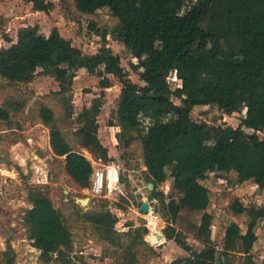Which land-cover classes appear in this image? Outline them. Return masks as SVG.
<instances>
[{
    "label": "trees",
    "instance_id": "trees-1",
    "mask_svg": "<svg viewBox=\"0 0 264 264\" xmlns=\"http://www.w3.org/2000/svg\"><path fill=\"white\" fill-rule=\"evenodd\" d=\"M36 10L48 11L53 2L27 0ZM76 9L93 14L107 7L118 18L114 37L131 53L143 84L134 82L121 64L120 56L104 45L93 55L84 54L57 27L48 35L38 25L20 27L17 41L0 48V75L10 81L29 82L39 68L59 81L57 94L71 91L80 68L101 77L109 85L107 74L122 84L117 117L123 131L139 130L143 143L144 164L152 198L162 201L167 225L165 237L173 240L188 255L170 264H264L252 253L263 225L264 205L247 206L236 197L230 209L247 213V229L231 221L225 228L223 249L208 240L212 237L213 215L210 206V175L236 184L251 180L264 188V0H74ZM103 38L106 30L91 24ZM172 74L181 80L173 88ZM217 106L222 112L243 113L237 127L197 120L198 106ZM97 105L80 114L77 130L83 147L107 157L108 150L98 137ZM43 122L50 127V145L58 156H65V170L82 187L93 185L94 166L82 152L74 150L56 123L54 111L41 107ZM10 113L0 107V122ZM150 125L143 132V119ZM243 127L253 132L245 133ZM171 178L178 198L165 200L159 185ZM31 206L25 214L29 238L40 257L50 261L73 244L72 233L51 198L38 189L30 191ZM202 211L197 237L206 240L194 249L185 233L176 226L180 211ZM83 216L112 240L116 234V216L110 210L88 211ZM145 231H147L145 229ZM133 240L125 248L124 264L138 262Z\"/></svg>",
    "mask_w": 264,
    "mask_h": 264
},
{
    "label": "rangeland",
    "instance_id": "rangeland-1",
    "mask_svg": "<svg viewBox=\"0 0 264 264\" xmlns=\"http://www.w3.org/2000/svg\"><path fill=\"white\" fill-rule=\"evenodd\" d=\"M52 1L53 8L46 11L36 10L27 0H0V48L9 46L17 39L20 27L38 25L40 31L48 35L57 27L62 35L70 38L73 44L81 48L84 54L98 53L106 45L121 58V64L128 77L143 84L131 63L135 62L123 42L113 33L119 23L110 9H99L93 14H86L76 9L74 0ZM106 30V37L100 36L92 27ZM109 85L100 84L101 77L80 68L73 79L72 88L66 94H57L59 81L52 74L39 68L33 80L29 82L10 81L0 75V107L9 111L10 117L0 122V264H124L125 248L133 240L137 245L134 250L136 264H170L175 258L188 255V252L173 240L165 239L164 228L167 225L163 218L162 201L152 198L150 179L144 164L141 131H123L118 122V101L122 88L119 78L107 74ZM170 78V76H169ZM170 80V79H169ZM172 87L180 84L179 80H170ZM49 106L55 114L56 123L71 143L74 150L91 157L95 167L111 165L118 168V182L101 193H94L92 188L82 187L74 182L65 170V156L56 155L50 145V127L40 115L41 107ZM97 105L96 115L99 124L98 137L107 147L108 155L93 153L83 147L77 130L82 125L80 114L85 108ZM243 113L227 114L217 106H198L193 117L199 121L232 125L237 127ZM143 132H147L150 119H143ZM245 133L252 129L243 127ZM264 136V129L257 131ZM212 173L207 186L210 188L213 215L211 242L219 250L223 249L224 231L231 222L233 211L230 205L235 197H242L243 192H232L219 189L223 183ZM234 176L225 180L236 191ZM171 178L159 185L165 200L178 198L179 193L173 189ZM225 183V182H224ZM118 187V188H117ZM38 189L46 193L54 206L61 211L63 219L72 233L73 244L63 254H54L50 261L40 257L29 238V227L25 214L31 206L30 191ZM220 191H219V190ZM243 195L247 206L258 204L257 192L249 190ZM218 194L215 198V194ZM250 195V196H249ZM89 197L85 205L75 204L76 198ZM145 200L160 222L159 228L163 237L156 239L152 235L148 220L149 211L143 209ZM110 210L116 216L112 240L104 239L105 233L93 222L88 221L84 212ZM148 214V215H147ZM202 211L181 210L176 226L181 229L187 242L194 249L204 247L206 240L197 237ZM243 231L247 222L238 218ZM258 229L259 236L252 253L257 260L264 252V220ZM145 229L147 231H145ZM233 264H239L238 260Z\"/></svg>",
    "mask_w": 264,
    "mask_h": 264
},
{
    "label": "crops",
    "instance_id": "crops-1",
    "mask_svg": "<svg viewBox=\"0 0 264 264\" xmlns=\"http://www.w3.org/2000/svg\"><path fill=\"white\" fill-rule=\"evenodd\" d=\"M0 14H2L1 12H0ZM18 33V32H17ZM17 41V39L15 40V41H13L12 43H14V42H16ZM11 43V44H12ZM10 44V45H11ZM9 45V46H10ZM4 47H8V46H4ZM85 155H87V154H85ZM88 157H89V155H87ZM89 158H91V157H89ZM94 168H95V166H94ZM225 180H227V179H225V178H221V177H219L218 179H217V183H218V181L220 182V183H223V184H225V185H222V187H220L219 189H223V190H227V191H229V192H232V194H234L235 192H238V191H241V192H243V195H245V196H247L246 194H249L248 192H250L249 190H250V188H251V190H254V191H256L257 192V196H259L260 197V199L259 200H257V203L258 204H256V206H261V205H264V188H260L257 184H255L254 182H252L251 180H248V181H245V182H243V183H241V184H239L238 186H237V190L236 191H234V190H232V188L230 187L229 189H226L227 187H228V184H227V182L225 181ZM225 182V183H224ZM218 189V190H219ZM220 191V190H219ZM248 191V192H247ZM219 194V193H218ZM217 193L215 194V198H217L218 199V197H216L217 195H218ZM243 195H242V197H241V201H247V200H245V198L243 197ZM250 196V195H249ZM238 197V196H237ZM236 198V197H235ZM235 198H233V200L235 199ZM238 198H240V197H238ZM212 200L213 199H211V202H210V205L212 204ZM245 205H246V203H245ZM212 206V205H211ZM210 213H211V207L209 206L208 207V209H207ZM212 214V213H211ZM238 218H240L242 221H243V223L245 222V221H248V215H247V213H233V215H232V217H231V221H236L237 223H239V224H241V222L240 221H238L239 219ZM247 229V228H246ZM264 230V228H262L261 229V231H263ZM259 231H258V236H259ZM165 239H167L166 237H165ZM256 242H257V240H256ZM256 242H255V244H256Z\"/></svg>",
    "mask_w": 264,
    "mask_h": 264
},
{
    "label": "bare ground",
    "instance_id": "bare-ground-1",
    "mask_svg": "<svg viewBox=\"0 0 264 264\" xmlns=\"http://www.w3.org/2000/svg\"><path fill=\"white\" fill-rule=\"evenodd\" d=\"M118 168L115 165H111L108 169V179H109V186L110 188H114L117 185L118 182ZM118 188V187H117ZM146 203L149 204L147 200H145ZM148 215V214H147ZM149 223L151 225L152 235L156 239H160L163 237H159V233H161V230L159 228L160 220L159 218L153 214L152 210L149 209V216H148Z\"/></svg>",
    "mask_w": 264,
    "mask_h": 264
},
{
    "label": "built area",
    "instance_id": "built-area-1",
    "mask_svg": "<svg viewBox=\"0 0 264 264\" xmlns=\"http://www.w3.org/2000/svg\"><path fill=\"white\" fill-rule=\"evenodd\" d=\"M169 79L170 80L171 79H173V80H179L180 81V84L178 86L181 85V80L178 79L177 77L173 76L172 74H170V78L168 77V80ZM170 80H169V82H170ZM107 178H108V169H106L105 166L95 167L94 168L93 175H92V182H93L92 191L94 193H96V194L103 192L104 189L107 187V182H108V179Z\"/></svg>",
    "mask_w": 264,
    "mask_h": 264
},
{
    "label": "water",
    "instance_id": "water-1",
    "mask_svg": "<svg viewBox=\"0 0 264 264\" xmlns=\"http://www.w3.org/2000/svg\"><path fill=\"white\" fill-rule=\"evenodd\" d=\"M150 186L153 187V183H150ZM89 199H90L89 197H85V198H76V202H75V204L79 203V204H81V205H85V204L88 203ZM143 209H144L145 211H149V209H150V208H149V204L146 203V202H144ZM158 235H159V237H160V236H162V233H159Z\"/></svg>",
    "mask_w": 264,
    "mask_h": 264
}]
</instances>
